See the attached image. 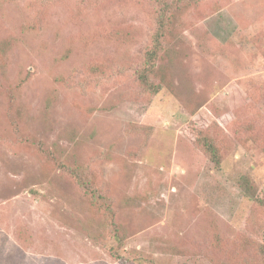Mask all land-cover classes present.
Listing matches in <instances>:
<instances>
[{"label": "rangeland", "instance_id": "rangeland-1", "mask_svg": "<svg viewBox=\"0 0 264 264\" xmlns=\"http://www.w3.org/2000/svg\"><path fill=\"white\" fill-rule=\"evenodd\" d=\"M34 1L0 0V264H264V0H197L157 94L155 7Z\"/></svg>", "mask_w": 264, "mask_h": 264}, {"label": "trees", "instance_id": "trees-1", "mask_svg": "<svg viewBox=\"0 0 264 264\" xmlns=\"http://www.w3.org/2000/svg\"><path fill=\"white\" fill-rule=\"evenodd\" d=\"M15 1V0H10ZM36 1V3H34ZM30 4V8L36 9L37 18L45 15L49 7V0H35ZM140 4L144 9H148L150 6L155 7L157 10V27L154 31L152 38V45L145 53V67L137 72V80L139 85L142 87L143 91L148 93L157 94L164 84L155 85L151 82L150 77L155 73L154 66L158 62L161 56L163 43L167 38L171 36V31L174 27V24L180 23L179 19L181 16L187 13V11L192 7L193 4L198 2L197 0H140ZM146 7V8H145ZM37 25V24H36ZM103 67L98 65L91 68V73L103 72ZM166 79L165 75H163ZM168 85L170 82L166 79ZM164 82V83H166ZM198 142L204 146V151L208 156L211 163L215 168L220 169L222 162L224 161V156H222L221 151L217 148L215 143L208 137H199ZM73 173H75L73 171ZM81 185L84 187L85 182L81 178ZM244 193L245 197L250 198L251 201L256 202L259 206L264 207V199L255 198L251 195V187L249 181H246ZM246 191V192H245ZM90 201L93 205L104 208L106 217L111 220L112 224L109 225L113 228L114 239L118 243L119 247H122L123 237L119 235V227L116 223H113V215L111 209V202L104 194L99 192H90L89 195ZM105 217V218H106ZM107 222L108 219L106 218ZM117 253V252H116Z\"/></svg>", "mask_w": 264, "mask_h": 264}]
</instances>
